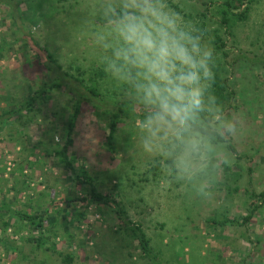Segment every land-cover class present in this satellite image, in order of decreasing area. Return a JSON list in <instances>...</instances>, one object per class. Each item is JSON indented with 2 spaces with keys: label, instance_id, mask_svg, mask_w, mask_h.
<instances>
[{
  "label": "rangeland",
  "instance_id": "obj_1",
  "mask_svg": "<svg viewBox=\"0 0 264 264\" xmlns=\"http://www.w3.org/2000/svg\"><path fill=\"white\" fill-rule=\"evenodd\" d=\"M225 1L166 0L169 8L180 13L189 27H199L206 39L211 40L215 48L214 71L222 65V78L229 79L231 91H236L226 109L240 121L233 138L240 155L246 153L247 157L233 156L232 174H226L222 161L230 153L223 145L213 144L210 166L200 178L210 195L198 194V183L172 173L167 160L159 153L148 154L140 148L137 125L142 118L137 116L139 113L130 115L119 127L114 154L104 145L108 122L96 118L90 106L84 107L74 132L73 152L84 158L95 189L117 196L128 218L147 235L160 264H242L244 260L249 264H264V202L259 203L258 214L248 227H219L213 231L208 225L212 219L223 221L248 216L249 195L264 193V0H246V3L252 2L247 5L249 17L233 29L232 37L224 39L226 57H222L214 37L215 31L220 30V17L209 4ZM105 3L106 0H29L21 6V21L33 41L53 55L62 72L85 81L105 73L106 77L99 80L100 92L114 99L126 83L104 71L105 52L98 35L105 28L99 24ZM9 15V9L0 5V37L14 44L12 49L6 47L0 53L1 108L5 106L1 103L5 100L3 97L15 95V86L20 87L22 94V87L30 79L43 77L42 69L35 65L34 55L26 54L28 50L21 41V23L15 26ZM47 73L49 78L44 79L49 82L57 76L56 69ZM71 111L68 94L56 92L41 112L30 115L34 118L31 124H27L30 116L26 115L21 119L22 125H18L19 131L6 126L0 134V190L14 186L17 191L6 194L0 191V200L5 196L16 204L17 210L47 211L48 216L57 218L51 230H56L60 237H52L45 248L55 244L59 252L73 253L74 264H149L141 259L138 245L114 213L104 206L91 205L85 209L79 203L74 214L69 213L73 217L56 216L58 209L66 210L68 200L92 188L76 186L50 155L62 142L61 127ZM156 166L159 168L155 174H149L148 170ZM250 169L254 170L252 175ZM24 179H28L26 184H22ZM228 187H238L241 192L229 197ZM83 211L86 218L78 223L75 218ZM7 225L5 228L0 223V238L8 243V250L6 243L0 244V264H40L43 254L26 244L38 232L17 217L11 218ZM48 226L44 227L48 229ZM47 254L51 255V264H62L57 254L51 251Z\"/></svg>",
  "mask_w": 264,
  "mask_h": 264
},
{
  "label": "clouds",
  "instance_id": "obj_2",
  "mask_svg": "<svg viewBox=\"0 0 264 264\" xmlns=\"http://www.w3.org/2000/svg\"><path fill=\"white\" fill-rule=\"evenodd\" d=\"M98 42L104 71L135 90L143 106L137 125L140 148L171 160L178 177L200 183L214 145L209 130L235 137L239 119L225 114L214 93L215 48L199 27L166 0H106ZM110 52V55L108 54ZM223 164L233 163V154Z\"/></svg>",
  "mask_w": 264,
  "mask_h": 264
},
{
  "label": "trees",
  "instance_id": "obj_3",
  "mask_svg": "<svg viewBox=\"0 0 264 264\" xmlns=\"http://www.w3.org/2000/svg\"><path fill=\"white\" fill-rule=\"evenodd\" d=\"M68 1V0H56ZM29 0H0V5L6 7L10 11L12 20L16 23L15 26H19L21 23L20 30L22 31L21 41L25 46L28 57L33 56L35 59V65L39 66L42 69L43 77L30 79L28 84L22 87V94H20V87L15 86L16 93L15 95H7V98L3 97L5 106L1 108L0 105V134L5 130V128L15 127L14 129L19 131L18 125H22V118L26 115H36L41 112L43 106H47L54 96V93L66 92L72 101V111L68 114L66 122L62 125V130L60 131L61 143L56 151L50 152V155L54 158V163L56 166L60 167L68 174V178L76 186H80L84 189L92 187L89 189V192H82V196H77L66 202V210L58 209L56 212L57 217L65 214L66 216L71 217L69 213L75 212V205L81 204L85 209H88L91 205L95 207L104 206L114 213L117 217L116 219L120 222L122 228L128 233L130 238L138 245L140 257L149 264H160L158 254L155 253L154 249L151 246L150 240L147 238V235L143 229L133 223L127 215V212L118 200L117 196H114L112 193H102L98 192L94 187V178L91 177L89 172L85 168L84 158L77 157L73 152L74 149V132L77 127V122L85 106H90L92 109V114L98 118L103 119L108 122L107 124V134L105 147L107 148L110 154H114V139L119 127L124 124L125 120L130 117V115H137L143 118V106L140 104L135 90L131 88L130 85L125 84V87L122 89L119 97L114 99H108L104 97L100 92V82L104 77L105 73L97 74L96 78L85 81L81 77H75L68 72H62L61 66L58 64L56 59L50 54L46 49H41L31 38L30 31L21 21V6L25 3H28ZM251 1L246 3V0H226L225 2L218 4H209V7H213L216 10L217 16L220 17V30H216L214 37L215 43L217 44L216 49L222 53V57H226L223 53L225 48V38L232 37L233 29L239 24L244 23L250 14V7L247 6ZM208 7V8H209ZM244 10H242V8ZM8 16V15H7ZM21 21V22H20ZM104 18L99 20V24L105 26ZM0 37V53H2L6 47L12 49L14 44L7 43V40L2 41ZM33 54V55H31ZM33 59V58H32ZM34 67V62H31ZM215 83L213 90L215 95L218 98V102L222 106L226 115L232 114L226 109L230 106L231 101L236 96V91H231L229 79L222 78V65L217 67ZM56 69L57 76L50 82L44 78H49L47 72H51ZM24 92V93H23ZM22 97V95H25ZM1 101V100H0ZM34 118L30 116V120L27 124H31ZM7 126V127H6ZM209 135L212 136V143L214 145H223L228 153H232L233 156H236L240 159V156L247 157V154L240 155L234 138L225 136L222 137L219 132L215 130H209ZM49 155V153H46ZM167 163L171 165V160H167ZM31 164H29L30 166ZM57 167V168H58ZM159 168H151L148 170L149 174H155V171ZM231 167L224 164L223 170L226 174H230ZM172 173H176L175 169L171 167ZM253 169L249 170L250 175L253 174ZM173 174V175H174ZM232 174V173H231ZM14 176V173L10 174ZM240 178L238 174L237 180ZM28 180V179H26ZM24 179L22 184H26L28 181ZM1 192H16L17 188H10L9 190L2 189ZM241 192V189L238 187L229 188L227 191V196H233ZM248 192V191H247ZM15 197V196H14ZM13 197V198H14ZM16 198V197H15ZM251 200V209L249 210L248 216H240L234 218L233 220L225 218L223 221L218 219L209 220L208 225L213 231H216L219 227H248L251 221L258 214V210L261 205L259 203L264 202V193L260 196H257L255 193L249 195ZM257 201V203H256ZM259 201V202H258ZM19 203V201H17ZM255 202V204H254ZM15 205L12 202H9L5 196L0 200V223L1 226L5 228L8 227V221L13 217L20 218L29 225V228L38 232L36 237L30 236L26 244L34 247L36 251H39L43 254L42 262L40 264H51V255H48L47 252L51 251L53 254H57L59 258H62V264H74L75 258L74 254H65L64 252H59L54 247L45 248V244L49 242L52 237H60L59 233L52 228L56 226L57 218L50 217L47 214V211H36L33 213L22 212L15 209ZM254 206V207H253ZM73 217V216H72ZM86 218L85 212L78 214L75 220L78 223H82V220ZM6 219V220H5ZM48 224L49 228L44 226ZM46 232L52 233L46 237ZM71 236L67 233V238ZM6 243V249L8 250V243L4 238H0V244L4 245ZM55 248V249H54ZM26 259V257H24ZM251 258V257H250ZM249 259V258H248ZM249 261H251L249 259ZM242 264H249L246 260L242 261Z\"/></svg>",
  "mask_w": 264,
  "mask_h": 264
}]
</instances>
